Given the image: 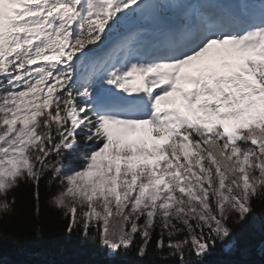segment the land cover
I'll return each instance as SVG.
<instances>
[{
	"label": "snow or ice",
	"instance_id": "snow-or-ice-1",
	"mask_svg": "<svg viewBox=\"0 0 264 264\" xmlns=\"http://www.w3.org/2000/svg\"><path fill=\"white\" fill-rule=\"evenodd\" d=\"M45 177L69 234L206 264L264 201V0H0V230Z\"/></svg>",
	"mask_w": 264,
	"mask_h": 264
},
{
	"label": "trees",
	"instance_id": "trees-1",
	"mask_svg": "<svg viewBox=\"0 0 264 264\" xmlns=\"http://www.w3.org/2000/svg\"><path fill=\"white\" fill-rule=\"evenodd\" d=\"M54 191L53 185L48 186V177L42 179L40 236L36 234L38 223L31 203L17 200L16 213L0 230V264H168L162 258L166 253L158 252L154 244L143 257L136 247L113 257L99 239L85 238L79 231L69 234L59 210L48 204ZM233 227L232 239L218 241L206 264H264V201H253L252 213Z\"/></svg>",
	"mask_w": 264,
	"mask_h": 264
},
{
	"label": "rangeland",
	"instance_id": "rangeland-1",
	"mask_svg": "<svg viewBox=\"0 0 264 264\" xmlns=\"http://www.w3.org/2000/svg\"><path fill=\"white\" fill-rule=\"evenodd\" d=\"M188 86V85H186ZM86 151V149L82 146L80 149H78L75 153H74V156L73 157H69L67 156L66 158V163H71L73 165H79L80 163H82V155L83 153ZM54 188H55V191H54V194L56 192H58L60 190V185H59V181H56L54 184H53ZM53 194V195H54Z\"/></svg>",
	"mask_w": 264,
	"mask_h": 264
}]
</instances>
